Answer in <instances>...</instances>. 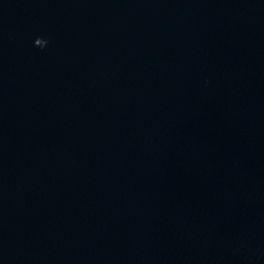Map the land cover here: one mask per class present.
<instances>
[{"label":"water","instance_id":"water-1","mask_svg":"<svg viewBox=\"0 0 264 264\" xmlns=\"http://www.w3.org/2000/svg\"><path fill=\"white\" fill-rule=\"evenodd\" d=\"M0 264H264V0H0Z\"/></svg>","mask_w":264,"mask_h":264},{"label":"clouds","instance_id":"clouds-1","mask_svg":"<svg viewBox=\"0 0 264 264\" xmlns=\"http://www.w3.org/2000/svg\"><path fill=\"white\" fill-rule=\"evenodd\" d=\"M46 44H47V40L43 38H37L35 40V45L40 46L41 48H43Z\"/></svg>","mask_w":264,"mask_h":264}]
</instances>
